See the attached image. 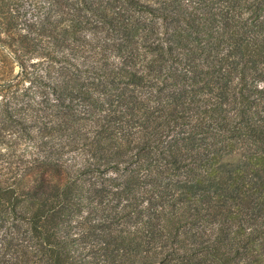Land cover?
<instances>
[{
    "label": "trees",
    "instance_id": "trees-1",
    "mask_svg": "<svg viewBox=\"0 0 264 264\" xmlns=\"http://www.w3.org/2000/svg\"><path fill=\"white\" fill-rule=\"evenodd\" d=\"M4 158L0 264H264V0H0Z\"/></svg>",
    "mask_w": 264,
    "mask_h": 264
},
{
    "label": "rangeland",
    "instance_id": "rangeland-1",
    "mask_svg": "<svg viewBox=\"0 0 264 264\" xmlns=\"http://www.w3.org/2000/svg\"><path fill=\"white\" fill-rule=\"evenodd\" d=\"M16 70H17V69L15 68V71H16ZM5 158H7V157H5ZM5 158L0 160V164H1V163H5V161H7V160H5Z\"/></svg>",
    "mask_w": 264,
    "mask_h": 264
}]
</instances>
